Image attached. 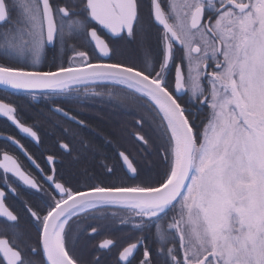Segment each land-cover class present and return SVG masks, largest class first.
Returning a JSON list of instances; mask_svg holds the SVG:
<instances>
[{
    "label": "snow or ice",
    "instance_id": "6c2138e0",
    "mask_svg": "<svg viewBox=\"0 0 264 264\" xmlns=\"http://www.w3.org/2000/svg\"><path fill=\"white\" fill-rule=\"evenodd\" d=\"M98 88L144 111L143 155L81 182L0 132V264H264V0H0V119L43 147L14 98L86 126L58 101ZM96 220L129 237L85 261Z\"/></svg>",
    "mask_w": 264,
    "mask_h": 264
},
{
    "label": "trees",
    "instance_id": "16d2710c",
    "mask_svg": "<svg viewBox=\"0 0 264 264\" xmlns=\"http://www.w3.org/2000/svg\"><path fill=\"white\" fill-rule=\"evenodd\" d=\"M41 67L48 70L52 66ZM14 99L22 110L24 120L25 115L34 114L31 110L35 106L29 98L16 97ZM44 103L51 105L49 101H44ZM58 103L63 108L74 111L77 118L86 122V126L70 124L63 130L66 135V142L71 149L69 155L71 161H68L70 164L65 168V172L69 176H74L83 182L85 171L89 176L93 174L103 175L104 164L117 163L116 155L118 151L129 153L133 160H139L140 155H143L140 142L135 139V134L141 131V126L137 125L136 120L145 113L137 103L130 100L123 102L116 99L110 100L105 96L83 98L82 93L79 101H64L61 99ZM150 123L151 121L148 120L143 125L142 133L146 134L149 139L154 140V126L149 127ZM97 215L110 216L111 213L101 212ZM89 223L98 224V232L93 235L92 239H81L76 245L78 254L85 261L90 258L95 246L104 239H113L119 245L126 242L129 237L128 232L117 231L116 227L118 226H107L110 224V220H96L85 221L79 227L73 224V239H75L80 228ZM109 256L111 258L108 260V264H115L116 251L113 250Z\"/></svg>",
    "mask_w": 264,
    "mask_h": 264
},
{
    "label": "flooded vegetation",
    "instance_id": "af4514ba",
    "mask_svg": "<svg viewBox=\"0 0 264 264\" xmlns=\"http://www.w3.org/2000/svg\"><path fill=\"white\" fill-rule=\"evenodd\" d=\"M54 63L55 53L49 51L47 55L42 59L41 66H53ZM97 90L104 93V95L102 96L108 97L106 94L108 89L98 88ZM29 100H31V103L35 106L31 110L34 114L25 115V122L29 125L35 126L34 130L38 132L41 140L43 141V147L36 145L34 142L31 141L30 138L20 134L18 130L14 129V127L10 124H6L2 119H0V132H12L16 134L18 138L21 139V142L24 143L25 146L37 156H39L41 152H45L46 150L56 151L60 153L62 155L63 162L66 168L68 164H70L68 161H71V158L68 152H65L64 150L59 148V145L61 143H67L66 135L63 133L64 128L66 129L67 126L70 124H77L65 119L62 116L53 115L51 112H49L48 109L49 107H51V105H47L44 103V101L47 100L41 99L39 97L36 100H32L31 98H29ZM65 110L69 111L70 114L75 115L74 111H72L71 109L66 108ZM60 137L62 138L60 139ZM69 152L71 153L70 146ZM21 159H24V162L28 164L30 168L32 167L30 162H28L22 154ZM33 171L36 172L34 168Z\"/></svg>",
    "mask_w": 264,
    "mask_h": 264
},
{
    "label": "water",
    "instance_id": "95a60500",
    "mask_svg": "<svg viewBox=\"0 0 264 264\" xmlns=\"http://www.w3.org/2000/svg\"><path fill=\"white\" fill-rule=\"evenodd\" d=\"M66 119V118H65ZM67 120H69V119H67ZM69 121H71V122H73V123H75L74 121H72V120H69Z\"/></svg>",
    "mask_w": 264,
    "mask_h": 264
}]
</instances>
